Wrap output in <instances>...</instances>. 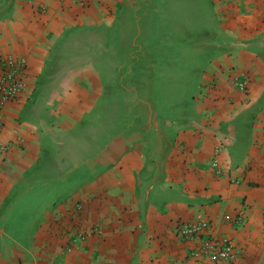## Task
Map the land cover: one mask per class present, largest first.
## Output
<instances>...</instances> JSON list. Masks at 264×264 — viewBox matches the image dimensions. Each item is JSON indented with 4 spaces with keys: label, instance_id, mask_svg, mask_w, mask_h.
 Instances as JSON below:
<instances>
[{
    "label": "crops",
    "instance_id": "0c3cea01",
    "mask_svg": "<svg viewBox=\"0 0 264 264\" xmlns=\"http://www.w3.org/2000/svg\"><path fill=\"white\" fill-rule=\"evenodd\" d=\"M176 22L185 83H119L93 130L101 71ZM5 55L28 65L0 112V264H221L177 232L201 219L222 264H264V0H0Z\"/></svg>",
    "mask_w": 264,
    "mask_h": 264
},
{
    "label": "rangeland",
    "instance_id": "374dc122",
    "mask_svg": "<svg viewBox=\"0 0 264 264\" xmlns=\"http://www.w3.org/2000/svg\"><path fill=\"white\" fill-rule=\"evenodd\" d=\"M189 26L191 25L187 27L182 22L172 23L170 25L171 32L167 37L169 38L173 32L175 38L170 40H161V37L165 36L161 32L152 37L151 25L146 26V34L138 39L137 45L134 46L133 39L130 53L121 56L124 64L120 67L122 71L115 73L101 71L103 79L106 81L111 79L112 84L108 89L111 95L104 94V98L92 110L94 125L91 126L93 130L102 129L104 131L108 126L115 124L114 116L122 109L119 100L122 88L119 83H155V86H160V83H185L187 61L184 60L181 47L177 44L179 41L180 45L182 44L180 38L184 34L190 35L194 32ZM158 48L159 50H157Z\"/></svg>",
    "mask_w": 264,
    "mask_h": 264
},
{
    "label": "built area",
    "instance_id": "2783aa9c",
    "mask_svg": "<svg viewBox=\"0 0 264 264\" xmlns=\"http://www.w3.org/2000/svg\"><path fill=\"white\" fill-rule=\"evenodd\" d=\"M0 112L3 106L21 95L27 86L23 78L28 65L25 57L5 55L0 57ZM234 83L241 91H246L249 80L246 77H235ZM213 169L220 173L217 161L212 163ZM211 223L201 219L194 222L180 223L177 226L179 235L188 240L197 242L194 249L196 257H207L215 263H231L236 258L233 243L228 237H212ZM85 234L78 232L72 241L77 242L84 239ZM71 249V247H69Z\"/></svg>",
    "mask_w": 264,
    "mask_h": 264
}]
</instances>
